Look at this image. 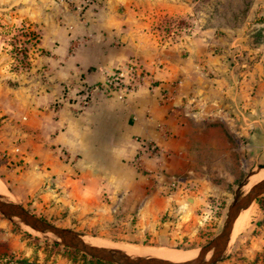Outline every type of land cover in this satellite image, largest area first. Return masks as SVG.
Masks as SVG:
<instances>
[{"label": "crops", "instance_id": "crops-1", "mask_svg": "<svg viewBox=\"0 0 264 264\" xmlns=\"http://www.w3.org/2000/svg\"><path fill=\"white\" fill-rule=\"evenodd\" d=\"M71 3L6 0V23L31 26L39 35L30 68L39 78L37 94L29 103L25 98L16 101L6 91V107L0 108V115H5L0 124V151L6 156L5 163L19 165L10 169L0 161V175L5 187L20 199L37 193L42 198L47 193L45 185L53 182L55 188L49 192L72 201L104 198V193L119 200L124 195L116 197L112 184L130 181L122 174H134L131 165L142 141L163 147L166 155L162 163L167 168L172 169V163H184L189 130L204 126V114H215L223 100L225 106L235 110L239 85L213 42L201 38L167 45L157 42L145 30L147 24L138 15L135 0ZM80 3L83 9L78 11L75 6ZM260 27L253 68L259 81L257 114L247 113L245 120L255 121V129L247 133L249 138L261 139L264 23ZM130 59L149 74L152 84L133 92L96 89L90 91L88 103L79 107L75 98L125 68ZM7 76L20 77L12 72ZM22 83V89L30 88V84ZM23 106L31 113L20 111ZM231 120L228 117L227 124L232 126ZM158 124L169 129L171 136H164ZM207 132L220 135L217 128H208ZM52 146L66 150L71 163H76L75 169L63 165ZM143 163L157 160L144 156Z\"/></svg>", "mask_w": 264, "mask_h": 264}, {"label": "rangeland", "instance_id": "rangeland-1", "mask_svg": "<svg viewBox=\"0 0 264 264\" xmlns=\"http://www.w3.org/2000/svg\"><path fill=\"white\" fill-rule=\"evenodd\" d=\"M66 1L74 4L76 0ZM90 3L88 0L86 5ZM135 4L138 15L146 21L145 30L157 42L167 45L189 42L192 38L213 42L214 50L233 71L239 85L237 108L232 111L223 100L215 114H204L207 117L203 119L204 126L190 129L186 135L184 163H172V169L167 168L162 163L166 155L163 150L161 156H146L157 163L131 165L134 176L122 174L124 180L130 181L112 184L116 197L124 195L119 200L104 193V198L72 201L49 192L55 188L52 180V184L45 185L47 193L42 198L37 193L20 199L11 193L9 186L5 187L1 175L0 182L10 199L22 209L69 228L81 238L97 240L121 251L178 253L183 258L210 244L222 227L228 205L241 193L247 178L264 168V137L249 138L247 133L255 129V121L245 120L247 113L257 114L259 81L253 68L258 57L260 25L264 23V0H135ZM79 5L81 11L83 5ZM38 38L31 26L7 24L6 0H0V108L6 107V91L16 101L25 98L28 103L37 94L35 85L39 76L30 68ZM10 72L20 77L8 78ZM23 81L30 88L22 89ZM16 89L21 93L14 92ZM22 108L20 111L31 113L29 108ZM16 110L19 111L17 107ZM4 116L0 115V124L4 123L1 119ZM228 117L230 121L233 118L234 125L227 124ZM208 128H217L220 135H226L221 138L207 132ZM52 147L63 165L75 169L76 163H71L66 150ZM2 153L0 161L6 158ZM17 159L15 156L14 161ZM3 164L10 169L19 165L13 161ZM258 198L259 202L254 201L244 209L246 213L241 211L247 215L246 222L233 231L226 250L214 264H264V193ZM76 252L56 242L53 235L42 234L16 218L0 214V256L27 258L39 264H86L92 259Z\"/></svg>", "mask_w": 264, "mask_h": 264}, {"label": "water", "instance_id": "water-1", "mask_svg": "<svg viewBox=\"0 0 264 264\" xmlns=\"http://www.w3.org/2000/svg\"><path fill=\"white\" fill-rule=\"evenodd\" d=\"M261 169V168H260ZM264 193V180L255 184L251 190L241 197L237 194L227 207L226 216L219 233L213 238L210 244L201 249L198 257L193 262L175 263L164 261L155 257L135 259L119 249L108 247L100 248L87 244L73 230L50 223L32 213L22 209L15 204L9 208L0 198V214L8 219H18L23 225L36 230L42 234H51L56 242L62 246L81 252L91 258L111 264H214L226 250L232 231L234 218L244 209L249 207ZM189 201V200H188ZM209 250H212L209 258L206 257Z\"/></svg>", "mask_w": 264, "mask_h": 264}, {"label": "built area", "instance_id": "built-area-1", "mask_svg": "<svg viewBox=\"0 0 264 264\" xmlns=\"http://www.w3.org/2000/svg\"><path fill=\"white\" fill-rule=\"evenodd\" d=\"M72 1V0H70ZM88 2L85 0L83 5ZM77 10L81 9V5L76 7ZM153 80L149 74L137 67V64L133 59H130L125 68L119 69L116 73L107 75L104 81L93 87H89L83 91L81 97L77 99L79 107L82 108L88 103L90 91L96 89H103L107 91H124L133 92L136 91L140 86L144 84H152ZM56 106V104H54ZM158 129L162 130L164 136H171L170 130L165 128L163 124L157 125ZM137 140H139L137 138ZM163 147L153 141H142L141 149L138 150L135 158L133 159L132 165L140 166L143 163L144 156L158 157L163 154ZM139 167V168H140ZM143 167V166H142Z\"/></svg>", "mask_w": 264, "mask_h": 264}, {"label": "bare ground", "instance_id": "bare-ground-1", "mask_svg": "<svg viewBox=\"0 0 264 264\" xmlns=\"http://www.w3.org/2000/svg\"><path fill=\"white\" fill-rule=\"evenodd\" d=\"M264 180V168H261L259 170H255L250 174V176L247 178V181L244 183V185L241 188V197H244L250 190L251 188L257 184L258 182ZM0 198L3 202L6 203V205L11 208L15 205V203L10 199L9 194L7 193L6 189L3 187V185L0 182ZM9 198V199H7ZM190 202H193L192 199L189 200ZM252 204V203H251ZM248 208V207H247ZM246 208V209H247ZM246 213L247 211H243ZM240 212L233 220L232 222V231H231V238L233 235V231L235 229H240L244 223L246 222L247 215H243ZM36 231V230H35ZM38 232V231H37ZM47 236V235H46ZM79 239H82L84 242L87 244L100 247V248H105L107 247L104 243L93 240V239H88V238H81L80 236L78 237ZM129 256L135 259H143V258H150V257H155L164 261H170V262H175V263H184V262H193L199 255V251L196 252H190L188 255L180 256L178 253H164V254H155V253H150L149 251L146 250H122ZM212 250H209L206 257L209 258L211 255ZM150 253V254H149ZM182 255V254H181ZM181 258V259H180Z\"/></svg>", "mask_w": 264, "mask_h": 264}, {"label": "trees", "instance_id": "trees-1", "mask_svg": "<svg viewBox=\"0 0 264 264\" xmlns=\"http://www.w3.org/2000/svg\"><path fill=\"white\" fill-rule=\"evenodd\" d=\"M259 200H260L259 198L256 199L257 202H259ZM0 264H39V263H37L36 261H29L27 258H22V259H13V257L6 258V254H3L0 256ZM86 264H106V263L92 258L89 259V261Z\"/></svg>", "mask_w": 264, "mask_h": 264}]
</instances>
